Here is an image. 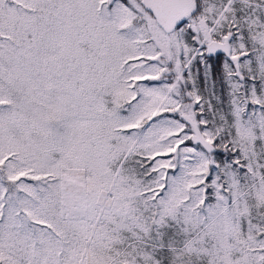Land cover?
Listing matches in <instances>:
<instances>
[{
  "label": "snow or ice",
  "instance_id": "snow-or-ice-1",
  "mask_svg": "<svg viewBox=\"0 0 264 264\" xmlns=\"http://www.w3.org/2000/svg\"><path fill=\"white\" fill-rule=\"evenodd\" d=\"M0 264H264V0H0Z\"/></svg>",
  "mask_w": 264,
  "mask_h": 264
}]
</instances>
